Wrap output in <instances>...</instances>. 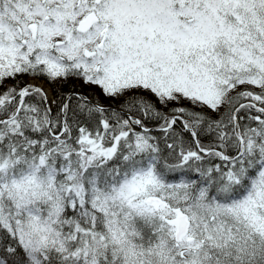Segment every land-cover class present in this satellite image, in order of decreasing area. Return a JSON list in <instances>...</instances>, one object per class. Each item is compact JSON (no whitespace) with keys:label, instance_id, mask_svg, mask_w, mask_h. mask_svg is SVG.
Returning <instances> with one entry per match:
<instances>
[{"label":"snow or ice","instance_id":"snow-or-ice-1","mask_svg":"<svg viewBox=\"0 0 264 264\" xmlns=\"http://www.w3.org/2000/svg\"><path fill=\"white\" fill-rule=\"evenodd\" d=\"M0 264H264V0H0Z\"/></svg>","mask_w":264,"mask_h":264}]
</instances>
